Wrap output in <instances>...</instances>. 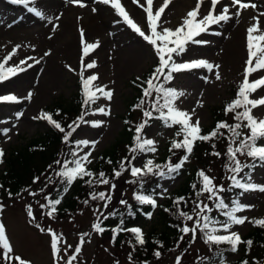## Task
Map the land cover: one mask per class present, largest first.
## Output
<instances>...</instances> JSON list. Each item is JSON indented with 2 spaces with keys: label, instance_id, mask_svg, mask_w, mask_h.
Instances as JSON below:
<instances>
[{
  "label": "rangeland",
  "instance_id": "1",
  "mask_svg": "<svg viewBox=\"0 0 264 264\" xmlns=\"http://www.w3.org/2000/svg\"><path fill=\"white\" fill-rule=\"evenodd\" d=\"M196 2L197 0H172L161 17L162 26L172 29L178 27L187 12L195 8ZM227 2L230 3V0ZM251 2L257 5L256 11L244 10L239 17L234 16L228 23L213 26L211 31L220 33V35L208 34L198 37V39H205L209 43L190 45L188 52L183 57L177 58L183 61L204 59L214 65H220V80L215 79V70L213 73H209L205 69H198L175 74V79L169 84L170 87L185 92V96L177 102L178 107L187 111L195 109L193 120L199 118L201 127L210 125L212 109L219 108L230 97L229 92L232 89L238 90L243 79L247 59V28L254 23L252 17L264 11V0H251ZM84 3L87 6L80 8L69 3L68 0H39L41 10L46 16L52 18L54 23L58 24L56 31L53 32L52 25L48 24L46 20L37 18L22 6L9 3V0H0V62L4 61V58L17 45L20 47L8 61L6 67L18 65L22 59L27 57L40 60L39 64H34L26 71L0 82V97L15 95L20 101L18 103H0V130L10 129L8 136H4L0 132V149H3L4 157L47 131V121L34 118L45 113V109L56 102L67 103L82 87L79 76L82 57L81 41L77 45L68 42L73 36H78L80 29H83L81 26L84 27L85 39L88 42L99 41V47L84 58L85 64L94 60L96 67L86 70L84 74L85 76L98 75L99 79L94 83L106 85L114 93L111 101L102 97L97 100L92 109L93 112L85 116V119L90 122L103 121L102 125L82 124L72 134L74 141L97 142L90 157L92 162L102 151L111 146L121 133L122 118L134 95L130 82L138 77L141 78L151 67L157 65L158 60L152 47L122 22L116 23L120 17L115 14L114 10L109 6L96 3V0H84ZM122 3L130 16L147 31L146 13L143 12V9L133 4L132 0H122ZM163 3L164 0H154V10ZM92 8H96L97 11L93 13ZM207 11L208 5L202 6L201 13L206 14ZM57 16H60L59 20H55ZM260 19L261 26L264 27V17ZM106 20L107 23H105ZM46 52L50 54L45 55ZM119 52L125 53L127 56H122L118 54ZM117 57H122L125 61L121 62ZM130 57H136L137 60L135 58L131 60ZM28 63L32 64L33 61L29 60ZM69 66L74 71H69ZM51 69L53 71H49ZM261 74L264 73L254 74L253 78H258ZM29 92L32 93L30 101L25 99ZM253 95L255 98L264 95V89ZM198 101H202L203 107L198 106ZM97 107L110 109L111 114L108 116L99 113L93 114ZM17 113H23V115L17 119ZM254 115L264 118V107L255 109ZM139 117L138 115L135 118ZM175 131V128H166L159 121L152 122L145 132L148 138L156 141L158 151L154 156L152 154L137 155L136 160L133 161L135 166L143 167L146 160L151 158L155 161L163 155L175 137ZM243 131L247 132L246 129ZM260 143H264V141ZM81 147L83 146L81 145ZM72 150H67L63 157L69 156ZM88 150V148L83 149L84 152ZM240 159L244 162L249 161L245 157H240ZM191 165L189 158L180 171ZM1 169H3V163H0ZM185 172L186 170H183L174 179L162 181L155 197L158 204L163 202L168 193L181 185ZM126 173L125 180L133 178L128 172ZM251 177L252 183L264 185V167L256 166ZM114 183H116L114 190L116 194H111V202L115 200L116 196H118L116 201L120 200L123 195L119 193L127 187L123 181ZM229 184L230 181L226 178L223 184L225 189H228ZM49 187L50 185L36 186L22 195L12 198L0 196V203L4 205L0 221L6 226L7 235L16 255L30 261L31 264H54L50 249V236L46 232L39 231L35 226L36 223H39L41 227L51 228L57 234L63 235L66 244L72 246L68 255L74 252L81 234H91L85 238L86 242L82 246V252L74 264H145L144 261L135 257H132L130 261L124 248L121 251L115 249L109 236L93 231L92 226L99 215L96 210L100 209L104 214L107 213L108 209H103V203L98 204L93 200H88L93 204L82 203L66 217H61L56 213L55 219L49 218L46 214L48 208L40 207L41 204H47L45 196H51V193L48 194ZM103 187V185L100 187V191H104ZM41 189L44 191L41 192ZM30 191L36 192L37 195H29ZM129 192L127 189L126 196H129ZM233 199L243 205L252 206L238 215L247 216L249 220L264 218V193L249 191L241 193ZM202 200L211 206L207 196ZM28 205L32 206L36 221L29 220L26 211ZM156 213L157 209L140 228L142 231H147L155 226ZM213 213L214 216H221L216 211ZM252 225L253 223L246 221L243 225L234 226L232 230L239 232L242 238L250 231ZM185 240L183 248H176L172 253L163 254L159 258L155 256L147 261V264H176L178 256H182L181 264H200L198 257L209 258L213 255L203 242L202 236L195 242H190L189 238ZM224 256L226 264H232L239 259L240 254L237 252Z\"/></svg>",
  "mask_w": 264,
  "mask_h": 264
},
{
  "label": "snow or ice",
  "instance_id": "2",
  "mask_svg": "<svg viewBox=\"0 0 264 264\" xmlns=\"http://www.w3.org/2000/svg\"><path fill=\"white\" fill-rule=\"evenodd\" d=\"M69 3L84 8L87 5L84 0H68ZM172 0H164V3L154 10V0H132V3L143 9L146 13L147 31H145L129 14L122 0H96V3L109 6L114 10L115 14L120 17L116 23L122 22L134 33L139 35L148 45H150L157 57L158 63L151 73L150 77L141 85L142 95L137 104L134 105L135 110H140L142 113V120L135 125L133 145L129 147V157H125L120 161L119 168L113 169V178L121 177L125 172H128L132 181L129 183H136L140 185V191L134 194V199L140 204L150 205L153 209L158 207L157 200L152 195L143 194V180L147 176H158L162 179H174L179 175L180 170L184 164L189 160V157L194 151L197 142H207L211 144L213 149L216 148V140L224 138L227 140L226 157L227 164L225 165L229 173L228 179L230 181L229 188L225 189L224 185L217 184L215 178L207 175L203 170L197 173L199 178V189L197 185L193 184L192 188L196 190V199L192 200L193 207L190 211H184L180 205H186L188 201L184 197H177L174 200V205L177 207V218L182 221L181 225H175L181 233L177 240V246L184 241L185 237H189L190 242H195L199 237H203V242L209 247V251H214V258L198 257L200 264H226L225 252L237 253L241 244L246 245L250 249L253 241L243 240L237 231H233V227L243 225L246 221L253 223L254 226L264 227V218L249 220L247 216H240L241 213L250 209L251 205H243L237 200L231 202V207L225 202L222 195L230 189H238L241 193L249 191H259L264 193V185H258L251 182L252 170L257 164L264 166V118H259L254 115V110L264 107V95L255 98L253 94L264 89V74L259 75L258 78H253L254 74L264 73V27L261 26V17H264V11L259 12L258 15L253 16L254 23L247 28V59L243 72V79L239 84L236 97L226 104L223 109L224 114H233L235 123L229 124L225 120L218 121L215 128L207 133H204L199 118L193 120L195 116V109L192 111L182 110L178 107V101L185 96L183 90H178L174 87H168L174 79L175 74L191 72L193 70L205 69L209 73L215 74V79L220 80L219 72L220 65L212 64L204 59H195L189 61L178 60L183 57L189 50L190 45H206L209 41L205 39H198L203 35L220 33L212 32L213 26H219L228 23L233 17H239L244 10H257V5L251 0H197L195 8L188 11L182 23L172 29L163 27L161 24V17L165 9L169 6ZM9 3L24 7L29 13L35 15L41 20H46L48 24L52 25V31L55 32L58 24L54 23L53 19L46 16L41 10L39 0H9ZM208 5L206 14L201 13L202 6ZM219 6V8H218ZM235 11H232V10ZM93 13L97 11L92 8ZM60 16L55 17L59 20ZM51 38V37H49ZM80 41L82 45L81 57V71L79 72L81 82V92L83 96L81 115L72 124L68 125L70 131H66L64 127L55 121L51 114L41 113L39 117L34 119H44L50 125L54 126L61 133H63V140L65 143L69 142L70 137L82 125L92 123L93 126H100L103 121H87L85 116L89 109L101 97L111 101L114 95L111 89L106 85H97L94 82L99 79L96 74H89L85 76V71L96 67V62L93 60L84 63V58L88 57L92 51L99 47V41L88 42L85 39L83 29H80ZM19 45L15 46L12 51L0 62V82H3L20 72H24L27 68H31L34 64H39L40 60L34 57H27L22 59L18 65L8 66L7 63L16 54ZM50 53L46 52L45 55ZM32 60L33 63H28ZM26 65V67H24ZM69 71H74L69 66ZM251 78V79H250ZM139 79V77L137 78ZM146 85V86H145ZM32 93L29 92L25 99L31 100ZM18 103L19 98L15 95H5L0 97V103ZM198 106L203 107L202 101H198ZM99 113L104 116L111 114L110 109L105 107H97L93 114ZM23 113H17L19 119ZM159 121L166 128H175V137L179 139H172L169 147V152L175 154L176 150H183V155L179 162L172 163L169 157L166 163H155L154 159H148L144 162L143 167H137L133 163L137 155L157 153L158 148L154 139L148 138L145 132L147 127H150L152 122ZM129 123V121H125ZM247 130L245 133L243 130ZM130 131L132 129H129ZM10 129L0 130L4 136H8ZM10 139V137H8ZM96 141L80 140L74 141L75 147L70 153V159L63 161L57 160L55 164L58 166L56 176L60 178L61 184L64 185L63 192L67 193L70 187L77 181L83 180L89 186L105 185L109 186V191L92 192L90 199L93 201L99 200L103 202V209H108L112 200L111 192L116 188L114 183L104 172H100L98 176L93 173L88 165L92 163L90 159L92 150L95 148ZM81 145L83 147H81ZM89 150L84 152L83 149ZM83 152V154H81ZM3 149H0V163H3L4 157ZM211 155L217 158L221 157V153L213 151ZM240 157H246L251 163L244 162ZM108 163H112L110 160ZM51 167V166H50ZM87 178V179H85ZM49 182L51 177L47 178ZM39 177L33 179V183H37ZM0 187H3L0 185ZM41 192L44 189L40 190ZM167 191L166 189L164 190ZM9 197L12 193H8ZM29 195L36 196V192H29ZM202 195L207 196V200L211 202L206 203L199 199ZM47 204H41L43 209L48 208L47 216L55 219L58 211V206L62 203V196L51 198L45 196ZM85 204L88 201H84ZM120 204L129 208V215L132 214L130 206L127 201L121 200ZM4 211V205L0 203V214ZM27 216L30 221H36V216L33 213L31 205L26 208ZM99 215L97 220L108 219L109 216H116L117 212L113 211L105 215L100 209L96 210ZM165 211H170L165 209ZM213 211L225 217L223 221L213 216ZM151 218V213H147ZM121 225L112 229L113 241L121 232H129L134 234L135 242L141 246L146 243L142 229L138 227L125 228ZM35 226L42 233H47L50 236V249L54 259V264H74L78 260L82 252V246L86 242L85 238L90 236V233H83L80 235L79 242L71 255H68L71 245H67L62 234H57L51 228L45 229L39 223ZM93 231L103 234L105 228L101 227V223H94ZM63 244V247H62ZM162 246V245H161ZM221 246H226L221 248ZM154 255L159 258L160 251H155ZM132 257L129 254V260ZM182 256H178L176 264H181ZM0 262L2 264H31L30 261L24 260L19 255L14 253V247L7 235L5 224L0 221ZM147 264V262H145ZM241 264H249L247 260L241 261Z\"/></svg>",
  "mask_w": 264,
  "mask_h": 264
},
{
  "label": "trees",
  "instance_id": "3",
  "mask_svg": "<svg viewBox=\"0 0 264 264\" xmlns=\"http://www.w3.org/2000/svg\"><path fill=\"white\" fill-rule=\"evenodd\" d=\"M158 63V62H157ZM151 67L147 72H145L141 78L133 79L130 84L133 88L134 95L131 97L127 105V112L122 118V130L115 142L109 146L107 149L102 151L96 159L88 166V168L95 173L97 176L100 172H104L105 175L110 179L111 183L117 181L124 182L127 187L124 188L123 192L119 194L123 195L120 200L114 197L115 200L110 202L107 213L115 211L116 216H109L108 219L100 218L94 223H101V227L105 228L103 235L109 236L111 239L113 237L112 229L121 225V220H123V227L125 228H142L147 222V213H153L157 209L155 217V226L151 227L147 231H142L146 243L141 246L135 242L134 234L129 232H121L116 236L115 241L112 239L113 246L115 249L121 251L123 248L127 254H131V257L138 258L144 262H147L155 257L154 252L160 251L161 255H166V253H172L176 248H183L187 238L177 246V240L179 239L181 233L178 231L175 225H181L182 221L177 218L175 214L177 207L174 205V200L177 197H184L188 203L186 205H180L184 211H190L193 207L192 200L196 199L195 192L192 188L193 184L197 185V190L199 189V178L197 173L203 170L207 175L214 177L217 184H224L226 178L228 179L229 173L226 170L225 165L227 164V157L225 155L227 148V140L221 138L216 140V148L213 149L210 143L207 142H197L193 153L189 157L191 160V166L183 168L186 172L184 173V180L181 185L168 193L162 203L158 204V207L153 209L150 205H142L134 199V194L140 191V185L136 183H129L130 180H125L127 173L125 172L119 178H113V169H118L120 161L125 157L130 158L129 147L133 145L134 128L135 125L139 124L142 120V113L140 110H135L134 105L138 103L142 90L139 85L146 81L154 68ZM146 86V85H145ZM170 87V85H166ZM238 90L232 89L229 92V98L225 100L219 108L212 109L211 111V123L207 127H202L204 133L209 132L215 128L216 123L221 120L227 121L229 124L235 123L233 119V114H224L223 109L226 104L231 102L235 97ZM83 96L81 88L71 97V99L65 103L62 101L56 102L45 109V113L51 114L53 119L61 124L66 131L68 125L72 124L81 115ZM95 105L93 104L87 112L89 113ZM140 116L138 119L135 117ZM129 121V123H125ZM48 123V122H47ZM148 128V127H147ZM146 128V129H147ZM129 129H132L131 131ZM145 129V131H146ZM63 133L58 129L48 123V130L38 135L31 141L27 142L20 149H15L7 157H3V169L0 170V196L9 197L8 193H12V197L22 195L24 192L33 189L36 186L44 187L50 185L48 194L51 193V198H57L62 196V203L58 206L57 214L61 217H66L73 213L76 207H79L84 201H91L90 193L100 192V187L102 185L89 186L83 180H77L68 190L67 193L63 192L64 185L61 184L60 178L56 176V170L58 166L55 164L57 160H65L70 157V155H65L67 150H72L75 147L74 139L71 136L68 143L63 140ZM179 139L177 137H174ZM173 138V139H174ZM261 142V141H260ZM259 142V143H260ZM168 145V149L170 147ZM166 150L165 153L155 160V163L164 164L171 157L172 163L179 162L180 157L184 154L183 150H176L175 154ZM213 151H218L222 155L220 158L211 155ZM68 154V153H67ZM150 154V153H148ZM68 156V157H67ZM246 158V157H245ZM112 163H108V161ZM247 163H251L249 160ZM51 166V167H50ZM257 166H261L257 164ZM210 167V169H208ZM182 170V171H183ZM254 170V169H253ZM252 170V172H253ZM180 171V172H182ZM39 177L37 183H33V179ZM48 177L52 178L49 182ZM87 179V178H85ZM168 179V178H165ZM164 179L158 176H147L143 180V194L152 195L156 197L158 194V186ZM53 184V185H52ZM116 185V183H114ZM104 192L109 191V186L103 185ZM229 188V187H228ZM127 189L130 191L129 196L127 195ZM116 194V191L111 192V194ZM47 194V195H48ZM241 191L238 189H230L223 193L225 202L231 205V202L235 196H239ZM206 195H202L199 199L205 198ZM10 198V197H9ZM121 200L127 201L128 206L132 212L129 215V208L120 204ZM102 204V201L96 200L94 203ZM90 203V202H88ZM93 204V203H90ZM169 209L170 211H165ZM214 216V213H212ZM217 219L223 221L225 217L216 216ZM243 240H252L253 244L250 249H247L246 245L241 244L239 246L238 253L240 257L237 261L232 264H241V261L247 260L249 264H264V227L252 225L250 231L242 237ZM162 245V246H161ZM208 247V246H207ZM226 246H221V248ZM209 248V247H208ZM231 252H225L224 255H228ZM212 256L209 258H214V251H212Z\"/></svg>",
  "mask_w": 264,
  "mask_h": 264
},
{
  "label": "bare ground",
  "instance_id": "4",
  "mask_svg": "<svg viewBox=\"0 0 264 264\" xmlns=\"http://www.w3.org/2000/svg\"><path fill=\"white\" fill-rule=\"evenodd\" d=\"M89 23H91V22H89ZM105 23H107V20L105 21ZM87 25V24H86ZM95 25V24H94ZM81 28H83L84 29V27L83 26H81ZM68 42H71L72 44L74 43L75 45H77V43H79L80 42V33L78 34V36H73L71 39H70V41H68ZM71 44V45H72ZM73 44V45H74ZM118 54H120V55H122V56H127L125 53H121V52H119ZM132 58H135L136 60H137V58L136 57H130V59L132 60ZM117 59L119 60L120 59V61L121 62H124L125 60H123L122 59V57H117ZM49 71H53V69H51V70H49ZM21 73V72H20Z\"/></svg>",
  "mask_w": 264,
  "mask_h": 264
}]
</instances>
